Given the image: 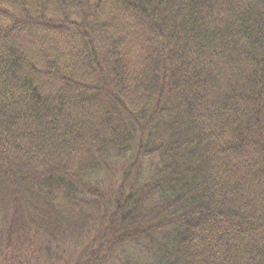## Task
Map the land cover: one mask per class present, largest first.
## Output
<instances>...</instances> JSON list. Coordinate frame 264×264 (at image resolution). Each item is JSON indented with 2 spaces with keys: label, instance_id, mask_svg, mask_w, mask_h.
Here are the masks:
<instances>
[{
  "label": "trees",
  "instance_id": "obj_1",
  "mask_svg": "<svg viewBox=\"0 0 264 264\" xmlns=\"http://www.w3.org/2000/svg\"><path fill=\"white\" fill-rule=\"evenodd\" d=\"M0 264H264V0H0Z\"/></svg>",
  "mask_w": 264,
  "mask_h": 264
}]
</instances>
